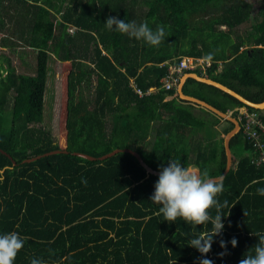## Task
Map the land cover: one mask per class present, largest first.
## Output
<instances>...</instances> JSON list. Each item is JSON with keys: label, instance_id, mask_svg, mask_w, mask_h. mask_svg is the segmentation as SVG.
Segmentation results:
<instances>
[{"label": "trees", "instance_id": "obj_1", "mask_svg": "<svg viewBox=\"0 0 264 264\" xmlns=\"http://www.w3.org/2000/svg\"><path fill=\"white\" fill-rule=\"evenodd\" d=\"M109 16L162 25L165 38L151 46L109 30ZM0 49L29 50L35 59L20 72L0 55V148L9 155L0 152V232L24 239L14 264L33 257L46 264H198L201 254L187 245L191 226L164 221L150 200L158 176L129 153L95 162L73 153L99 158L131 149L156 171L173 157L208 178L222 176L221 134L234 124L165 90L162 80L171 62L205 58L212 63L206 77L262 103L264 6L253 17L249 0H0ZM51 61L62 64L58 138L45 122ZM183 92L224 113L245 107L264 121V111L193 78ZM230 145L233 164L217 196L228 201L225 230L207 254L215 264H238L264 235V196L256 193L264 167L252 164L242 131ZM57 150L69 153L24 162ZM233 236L237 246L229 243L218 257V241Z\"/></svg>", "mask_w": 264, "mask_h": 264}, {"label": "clouds", "instance_id": "obj_2", "mask_svg": "<svg viewBox=\"0 0 264 264\" xmlns=\"http://www.w3.org/2000/svg\"><path fill=\"white\" fill-rule=\"evenodd\" d=\"M104 25L109 30L143 40L151 46H158L166 35L162 25L153 29L145 21L137 23L135 20L120 19L118 16H109ZM211 57L210 52L207 58ZM222 190V177L208 178L197 172L194 167L182 165L180 160L173 157L159 170L158 179L154 184L150 200L159 205L158 211L163 215L164 221L176 222L177 218H181L191 226L192 234L189 235L187 245L201 254L197 258L198 264H215L207 254L216 237L222 236L225 230L224 218L227 216L223 214L222 209L227 206L228 201L220 202L217 199ZM256 193L264 196V187H258ZM197 225H203V229L206 225L210 227L207 232H203L197 230ZM256 237L258 242L244 253L238 264H264V235ZM218 243L222 251L217 253V256L224 257L229 243L233 248L237 246V238L233 236L229 241L220 239ZM23 245L24 239L18 232H0V264H14ZM30 264H46V261L33 257Z\"/></svg>", "mask_w": 264, "mask_h": 264}, {"label": "water", "instance_id": "obj_3", "mask_svg": "<svg viewBox=\"0 0 264 264\" xmlns=\"http://www.w3.org/2000/svg\"><path fill=\"white\" fill-rule=\"evenodd\" d=\"M188 78H193L199 82H203L205 84H208V85H211V86H214L216 88H218L219 90L233 96L234 98H236L237 100H239L240 102H242L244 105L246 106H249V107H252L256 110H261V111H264V101L262 103H254V102H251L250 100L246 99L244 96H242L241 94L237 93L236 91L230 89L229 87L217 82V81H214L206 76H201V75H198L197 73H186L182 80H181V83L180 85L178 86L177 88V92H178V95L180 97V99L186 101L187 103H191V104H194V105H197V106H200L201 108H204L206 109L207 111H210L211 113L219 116L220 118L224 119V120H229L231 121L233 124H234V129L232 131H230L228 134L225 135L224 137V147H225V152H226V156H227V166H226V169L224 171V174L220 177H216V178H221L222 177V180H224L225 176L229 173V171L231 170V167H232V164H233V154H232V150H231V139L240 132V124L238 122V120L229 115V113H224L220 110H218L217 108L213 107L212 105L208 104L207 102L203 101V100H200V99H197L195 97H192V96H188L186 94H184L183 92V87L187 81ZM0 152L9 156L4 150H2L0 148ZM59 153H65V154H68L69 152L68 151H61V150H57V151H53V152H48L44 155H39L37 157H34V158H31V159H28V160H25L24 162L25 163H31V162H34L36 160H39L43 157H46V156H49V155H53V154H59ZM119 153H129L131 155H133L138 161L139 163L142 165V167L146 170L147 174L148 175H155V176H158L159 174V171H156L154 169H152L145 161L144 159L142 158V156L137 153L136 151L134 150H131V149H116L106 155H103L99 158H95L93 156H90L88 154H85V153H81V152H75L73 153V155L77 156V157H81L83 159H86V160H89V161H105V160H108L114 156H116L117 154ZM14 165H16V162L14 161L13 162ZM197 172L200 173L199 169L198 168H194ZM212 179H215V178H212Z\"/></svg>", "mask_w": 264, "mask_h": 264}, {"label": "built area", "instance_id": "obj_4", "mask_svg": "<svg viewBox=\"0 0 264 264\" xmlns=\"http://www.w3.org/2000/svg\"><path fill=\"white\" fill-rule=\"evenodd\" d=\"M74 30L73 28L69 31L73 33ZM211 65L210 60L196 57H182L179 61H173L169 64L167 76L162 80V87L167 91L177 90L183 76L187 72L199 71L202 76H206ZM154 90L151 89V91ZM136 91L139 95H143L141 90L137 89ZM228 113L238 120L240 131H242L245 141L252 147V164L257 167H264V121L262 117L258 112L249 111L245 107L230 110Z\"/></svg>", "mask_w": 264, "mask_h": 264}, {"label": "rangeland", "instance_id": "obj_5", "mask_svg": "<svg viewBox=\"0 0 264 264\" xmlns=\"http://www.w3.org/2000/svg\"><path fill=\"white\" fill-rule=\"evenodd\" d=\"M253 5V17H258L260 10L264 6V0H249ZM144 9V5L141 3L140 9ZM246 27H241V31H244ZM2 50L0 49V55L4 54L10 56L13 64L19 69L20 72H27L34 66L35 59L32 51L29 50ZM23 52V53H21ZM23 54L22 59L18 56ZM204 76V75H203ZM62 99V64L59 61L50 62V71L47 82V91L45 96V122L50 126L52 134L59 137V119L61 110ZM11 110L8 111L9 116ZM196 113L201 114L200 109H196ZM224 124L219 129H223ZM225 135L221 134V138L224 139Z\"/></svg>", "mask_w": 264, "mask_h": 264}, {"label": "crops", "instance_id": "obj_6", "mask_svg": "<svg viewBox=\"0 0 264 264\" xmlns=\"http://www.w3.org/2000/svg\"><path fill=\"white\" fill-rule=\"evenodd\" d=\"M168 99H171V98H168Z\"/></svg>", "mask_w": 264, "mask_h": 264}]
</instances>
